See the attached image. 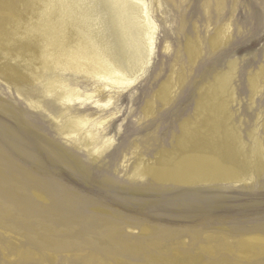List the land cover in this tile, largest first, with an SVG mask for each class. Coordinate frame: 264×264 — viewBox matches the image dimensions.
I'll list each match as a JSON object with an SVG mask.
<instances>
[{"label":"bare ground","instance_id":"bare-ground-1","mask_svg":"<svg viewBox=\"0 0 264 264\" xmlns=\"http://www.w3.org/2000/svg\"><path fill=\"white\" fill-rule=\"evenodd\" d=\"M32 1L33 7L27 13L10 5L3 18L0 73L19 93L29 83L41 85L40 93L30 99L35 110L49 111L46 101L50 98L63 106L49 114L71 147L51 140L25 115L19 122L56 164L73 169L88 183L97 178L100 188L121 199L135 198L137 192L149 193L161 195L169 206L188 208L222 199V193L214 189L219 183L253 181L263 173L264 137L259 136L258 124L251 134L255 141L251 145L245 141L241 125L231 124L232 105L238 101V63L230 60L225 69L206 79L207 86L202 85L206 94L196 119L182 123L180 146L188 158L178 162V152L166 150L159 161H148L141 155L140 144L132 142L121 153V165L127 167L138 156L129 178L144 181L153 177L148 186L117 188L107 172L92 175L91 165L77 150L85 151L93 161L102 160L115 141L106 125L118 112L92 117L88 105L103 111L113 100V96L100 98L103 91L128 89L136 82L151 60L156 24L147 0ZM225 1L218 0V9H224ZM156 3L160 6L159 0ZM231 28L228 20L217 29L212 49L227 43ZM16 44L24 52L12 54L11 47ZM170 47L167 42L165 49ZM203 51L201 36L190 40L192 66ZM179 71L174 64L170 80L159 91L165 106L175 102L187 81L188 75ZM73 75L98 84L87 91ZM249 87L253 105L264 89V66L249 79ZM0 111L14 118L17 112L1 101ZM156 113L153 97L145 115L153 117ZM207 117L206 124H202ZM23 132L21 126L0 120V264H58L57 254L64 252L72 253V257L62 264H264L263 219L173 228L125 216L88 193L81 194L62 179L19 161L15 156L35 163L40 160ZM174 187L178 189L168 191L171 193L163 191ZM127 227L138 228L139 233L124 235L122 231ZM1 230L26 238L30 247L11 243Z\"/></svg>","mask_w":264,"mask_h":264},{"label":"rangeland","instance_id":"rangeland-1","mask_svg":"<svg viewBox=\"0 0 264 264\" xmlns=\"http://www.w3.org/2000/svg\"><path fill=\"white\" fill-rule=\"evenodd\" d=\"M159 1L160 6L156 3L157 0H147L151 19L156 24L155 44L149 64L128 89L115 88L102 92L100 98L104 100H107L108 96H113L112 103L105 110L101 111L98 107H93L94 104L88 105V112L92 114V117L98 118L109 115L112 111L118 112L117 117L111 119L106 125V127L110 126L109 130L115 136L112 148L100 161H93L85 151L77 150L83 160L91 165L92 175L94 172L101 174L102 171L107 172L116 181L117 188L140 185L146 187L153 178L144 181H133L129 178L128 172L136 164L138 156L129 162L127 167L121 165V153L132 142L140 144L141 155L148 161L156 159L159 161L166 150L177 151L178 162L188 158L185 150L180 146V141L184 137L182 123L188 119H196L200 113L199 104L203 102V94H206L202 85L207 86L205 81L209 76L225 69L230 60H237L238 63L235 78L238 101L232 105L234 116L231 124L241 125L243 137L248 145L255 142L251 134L257 124L259 136L264 137V89L255 97L252 105L249 87V79L264 66V0H226L223 10L218 9V0H208V7L206 0ZM10 5L20 7L27 13L33 7V1L0 0V25L4 23L3 18L7 17ZM228 20L232 26L231 37L226 44L215 50L212 49L213 36L217 29ZM198 36H201L203 40L204 51L197 63L192 66L188 45L191 39H197ZM167 42L171 44L169 50L165 49ZM17 52H24L19 44L11 47L12 54ZM174 64H177L179 72L188 75V78L178 91L175 102L165 106L158 94L161 87L170 80ZM175 77L177 78V74ZM72 78H75L76 82L87 91L94 90L98 84L97 81L82 76L73 75ZM200 81H203V84L199 85ZM195 84L198 86L196 87ZM40 91L41 85L34 82L23 86L22 93H19L14 85L0 73V101L4 105L9 104L10 109L17 111L15 118L11 116L13 114L7 115L0 111V120L13 126L19 125L25 131L23 136L30 142L32 150L38 153L40 160L35 163L15 157L33 170L52 174L78 192H82L81 194L88 193L87 195L100 200L104 206L119 210L125 216L151 223V225H171L170 227L174 225L173 228L178 226L183 228L193 225L201 226L208 222L232 225L255 218L264 220V171L253 181L219 183L214 189L222 193V199L214 204L191 208L169 206L167 200L161 198V195L150 194L149 196V193L137 192L135 198L121 199L120 196L100 188L97 178L92 183H88L73 169L56 164L45 148L37 145V138L26 132V128L19 124L25 115L30 122L37 123L51 140L71 147L66 138L57 131L55 122L49 114V111L53 112L62 108L61 103L53 98L48 99L46 106L49 111L43 109L37 111L30 105V99L36 97ZM153 97L156 101L157 113L153 117H146V110ZM80 106L77 104V107L80 108ZM207 121L208 117L202 121V124H206ZM119 128L120 131H117ZM177 189L174 187L163 191L167 194L171 193L168 191ZM122 233L134 236L139 233V229L127 227ZM1 234L13 244L19 246L23 244V248L30 247L26 243V238L6 234L2 230ZM188 239H190L189 236H186L187 241ZM191 243L189 245L193 248ZM57 256L58 264H62L67 257H72V253H58ZM1 258L3 256L0 254V261Z\"/></svg>","mask_w":264,"mask_h":264}]
</instances>
